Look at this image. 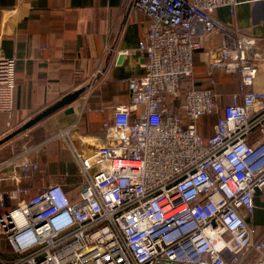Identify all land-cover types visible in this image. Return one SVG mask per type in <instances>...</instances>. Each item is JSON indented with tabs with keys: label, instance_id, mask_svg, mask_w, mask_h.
Listing matches in <instances>:
<instances>
[{
	"label": "built area",
	"instance_id": "obj_1",
	"mask_svg": "<svg viewBox=\"0 0 264 264\" xmlns=\"http://www.w3.org/2000/svg\"><path fill=\"white\" fill-rule=\"evenodd\" d=\"M133 5L149 22L129 101L95 110L101 132L76 122L54 137L71 157L67 181L83 189L32 193L26 180L47 143L0 165V181H13L0 190V264H264V232L250 222L264 196V41L216 18L236 0ZM214 33L221 44L199 86L194 55ZM217 75L239 77L226 105ZM15 76V58L0 57V112L13 108ZM205 116L217 118L208 138Z\"/></svg>",
	"mask_w": 264,
	"mask_h": 264
},
{
	"label": "crops",
	"instance_id": "obj_2",
	"mask_svg": "<svg viewBox=\"0 0 264 264\" xmlns=\"http://www.w3.org/2000/svg\"><path fill=\"white\" fill-rule=\"evenodd\" d=\"M236 1L234 7L218 8L216 18L264 41V0ZM133 3L134 0H0V57L16 60L13 108L0 112V141L64 96L90 87L69 106L0 145L1 165L25 150L47 143L38 158L41 172L26 180L32 193L54 182H65L74 193V181L65 177L71 168L67 145L54 137L76 122L82 131L101 132L106 115L95 110L129 101L126 80L143 73L144 58L137 47L148 32L149 22L145 13L134 10ZM220 44L218 34L206 36L202 50L194 55L197 85L206 84L209 53ZM260 79L264 82V72ZM215 81L214 91L220 103L228 104L231 94L239 89V77L217 75ZM214 124L208 125L205 117L201 118L199 131L204 138L212 135ZM32 136L40 141L38 145L17 154V142ZM1 172L5 173V169ZM12 186L13 181H0V190ZM255 201L257 209L250 222L259 237L264 232V196L258 194ZM11 206L6 202V208Z\"/></svg>",
	"mask_w": 264,
	"mask_h": 264
},
{
	"label": "water",
	"instance_id": "obj_3",
	"mask_svg": "<svg viewBox=\"0 0 264 264\" xmlns=\"http://www.w3.org/2000/svg\"><path fill=\"white\" fill-rule=\"evenodd\" d=\"M84 92V90L80 89L77 90L71 94H68L66 96H64L60 101L56 102L55 104H53L52 106L46 108L44 111H42L40 114H38L37 116H35L34 118H32L31 120L27 121L22 128H20L19 130L13 132L12 134H9L7 137H5L4 139H2L0 141V145L9 141L10 139H12L13 137L17 136L18 134H20L21 132H24L30 128H32L33 126H35L37 123L43 121L44 119L48 118L49 116H51L52 114L56 113L57 111L69 106L70 104H72L75 100H77V98H79V96ZM73 111V110H71Z\"/></svg>",
	"mask_w": 264,
	"mask_h": 264
},
{
	"label": "rangeland",
	"instance_id": "obj_4",
	"mask_svg": "<svg viewBox=\"0 0 264 264\" xmlns=\"http://www.w3.org/2000/svg\"><path fill=\"white\" fill-rule=\"evenodd\" d=\"M32 138H33V136H32ZM30 139L31 138H24L23 141L17 142V146L15 147V151H17V154L20 153V152H23L27 148L33 147L35 145H38V143L40 142V141L37 142L35 138H33L31 140ZM35 147H37V146H35ZM43 148H44V146H41V147L38 148V151H37V156L38 157L41 156V154L43 153V150H42ZM74 184H73L75 186V189H74L75 192H74V194L75 193H78L79 190H82L83 189V186H81L79 182L75 181Z\"/></svg>",
	"mask_w": 264,
	"mask_h": 264
},
{
	"label": "trees",
	"instance_id": "obj_5",
	"mask_svg": "<svg viewBox=\"0 0 264 264\" xmlns=\"http://www.w3.org/2000/svg\"><path fill=\"white\" fill-rule=\"evenodd\" d=\"M216 121H217V118H216V116H208V117H206L205 116V122L209 125V124H213L214 122L216 123Z\"/></svg>",
	"mask_w": 264,
	"mask_h": 264
}]
</instances>
